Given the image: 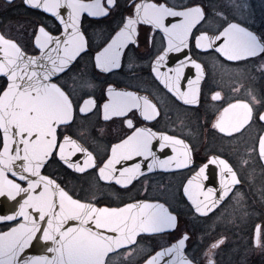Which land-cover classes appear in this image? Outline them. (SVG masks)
I'll list each match as a JSON object with an SVG mask.
<instances>
[{"label":"snow or ice","instance_id":"1","mask_svg":"<svg viewBox=\"0 0 264 264\" xmlns=\"http://www.w3.org/2000/svg\"><path fill=\"white\" fill-rule=\"evenodd\" d=\"M25 3L51 14L62 29H57L58 34L54 35L40 26L34 35V47L38 50L34 55L0 35V77L4 78V86L0 87V197L11 200L21 197L15 212L0 216V222L8 224V230L0 232V264H113L110 254L134 250L139 246L138 237L151 238L176 228L177 217L160 203L137 200L123 206H98L94 199L85 200L70 193L54 174H43L53 164L74 173L94 170L101 181L129 191V185L144 176L145 170L188 169L193 174L182 190L190 207L201 216L218 207L240 183L236 171L220 156L210 157L198 170L191 168L192 150L183 139L154 131V124L148 126L153 121L159 123L161 116L148 96L108 86L109 99L102 105L103 119L122 118L128 133L111 146L110 154L104 158L97 160L70 135L76 118L97 107L95 98L77 96L78 87L89 89L94 85L88 80L77 84L72 75L79 67L77 58L83 60L89 55L81 19L84 13L89 17L108 16L118 6L117 0L91 3L25 0ZM61 9H66V16ZM216 15L221 22L209 30L205 28L206 8L200 4L177 10L166 3L132 0L122 26L102 50L96 51L94 66L101 73L120 69L129 45L139 47V26H150V32L159 30L167 38L166 47L152 64L154 78L183 105L198 106L205 79L200 55L218 54L229 62L258 56L264 60V37L231 22L222 11ZM169 18L180 19L171 22ZM169 53H179L183 58H171L178 62L162 72L170 59ZM182 82L186 90H182ZM212 99L220 100V92H215ZM255 119L264 122V114L257 113ZM252 122L253 109L247 103L237 102L228 104L212 127L231 137L243 134ZM157 152L166 158L161 159ZM77 153H83L82 161L72 159ZM258 155L264 160V135L258 139ZM209 165L219 171V189L210 186L215 184V170L210 172ZM187 240L185 234L177 243L155 252L144 264H162L165 257H173L167 264H192L183 254ZM33 242L45 247L51 255L27 256L26 249ZM261 243L258 226L256 244ZM216 247L218 244L212 245ZM208 264L214 262L209 259Z\"/></svg>","mask_w":264,"mask_h":264},{"label":"flooded vegetation","instance_id":"2","mask_svg":"<svg viewBox=\"0 0 264 264\" xmlns=\"http://www.w3.org/2000/svg\"><path fill=\"white\" fill-rule=\"evenodd\" d=\"M229 1L149 0L166 3L177 10L200 4L206 8L208 23L205 28L209 30L219 25L221 21L216 13L222 11L231 22L240 24L257 37H264V0H248L244 3L241 0L238 11L231 10ZM84 2L91 3L92 0ZM131 3L132 0H117L118 6L104 17L83 14L81 27L89 43V55L84 56L83 60L77 58L79 67L72 75L76 77L77 84L88 80L94 85L89 89L78 87L77 96L95 98L97 107L91 113L76 118L70 135L91 151L97 160L104 158L110 154L111 146L128 133L122 118L103 119L102 105L109 99L107 88L112 86L117 91L136 92L148 96L161 113L159 123L153 121L148 126L154 124V131L174 135L190 146L194 161L191 168L198 170L210 157L220 156L232 165L240 183L218 207L207 216H201L195 213L183 195L182 185L193 174L188 169L145 170L144 176L129 185L130 191L114 183L101 181L91 169L85 173H74L59 164H53L43 174H54L57 182L63 181L62 186L70 193L74 192L85 200L94 199L98 206L116 207L137 200L159 201L177 216L174 230L155 234L151 238L138 237L139 246L134 250H119L117 254H110L113 264H142L153 253L172 245L185 234L188 240L184 251L195 264H208L209 259L214 264H264V164L258 155V139L264 132V122L255 119L257 113L264 114V60L258 56L246 61L229 62L218 54L200 55L198 59L204 62L205 79L201 83L199 105H183L152 73L153 61L166 47L167 38L159 30L150 32V26L140 25L137 38L139 47L129 45L120 69L101 73L94 66V55L106 46L109 38L122 26ZM61 10L66 16V9ZM179 19L169 18L171 22H179ZM40 26L54 35L58 34L57 29H62L55 17L29 7L25 0H0V33L15 41L29 55L38 54L34 47V35ZM191 54L196 57L195 52ZM177 56L183 58L179 53H169L170 59L161 71L174 67L178 60L171 58ZM194 73L195 70L191 78H194ZM3 86L4 78L0 77V87ZM181 88L186 90V84L182 82ZM217 91L221 99L213 100L212 96ZM237 102L249 104L253 109V122L243 130V134L235 133L229 137L212 125L228 104ZM165 152L172 155L170 149ZM157 155L161 159L166 158L163 153L157 152ZM78 158L82 161L83 153H77L72 159ZM213 170L215 184L210 186L219 189V171L216 166L209 165V171ZM22 185L25 183L22 182ZM258 226L262 241L259 246L256 244ZM7 228L8 224L0 231ZM214 244H218V247L212 248Z\"/></svg>","mask_w":264,"mask_h":264},{"label":"water","instance_id":"3","mask_svg":"<svg viewBox=\"0 0 264 264\" xmlns=\"http://www.w3.org/2000/svg\"><path fill=\"white\" fill-rule=\"evenodd\" d=\"M61 13L65 15V13L61 10ZM0 35H2L0 33ZM6 38V37H5ZM264 135V132L263 134ZM2 150V149H1ZM263 161V164H264V160ZM9 178H12L11 175H9ZM18 182V181H17ZM25 185L23 186H27L26 185V182H24ZM219 194V193H217ZM21 200V197H17V200H11L9 199L8 197L6 196H3V197H0V216L2 215H10L12 214L13 212H15L17 209H18V203L17 201H20ZM140 201H145V202H150V203H160V204H163L169 212H171V210L162 202H159V201H148V200H140ZM135 202V201H133ZM123 206V205H122ZM173 215H175L173 212H171ZM176 216V215H175ZM177 217V216H176ZM3 223H6V222H0V224H3ZM7 229L5 230H2L0 232H3V231H7ZM171 231V230H170ZM179 241V240H178ZM177 241V242H178ZM175 242V243H177ZM173 243V244H175ZM171 246V245H170ZM168 246V247H170ZM167 248V247H166ZM163 249V248H162ZM162 249H159L158 251L162 250ZM185 249V247H184ZM183 249V254L188 258V256L185 254V251ZM157 252V251H156ZM27 256H34V255H41V254H48V255H51L50 253H46V248L41 246V245H38L36 244L35 242H33V246L30 247L29 249H26V253H25ZM155 253H153L152 255H154ZM149 258V257H148ZM147 258V259H148ZM173 257H165L164 258V261H162V264H167L168 261H170ZM189 259V258H188ZM190 260V259H189ZM191 261V260H190ZM144 264V262L142 263ZM192 264H195L194 262H192Z\"/></svg>","mask_w":264,"mask_h":264},{"label":"rangeland","instance_id":"4","mask_svg":"<svg viewBox=\"0 0 264 264\" xmlns=\"http://www.w3.org/2000/svg\"><path fill=\"white\" fill-rule=\"evenodd\" d=\"M247 1L248 0H242L243 3L247 2ZM229 2H230V7H231L232 11H238L237 9H239L241 7V4H242L241 0H231ZM250 7H252V5H250ZM248 251H249V249H248ZM249 253H250V251H249Z\"/></svg>","mask_w":264,"mask_h":264},{"label":"trees","instance_id":"5","mask_svg":"<svg viewBox=\"0 0 264 264\" xmlns=\"http://www.w3.org/2000/svg\"><path fill=\"white\" fill-rule=\"evenodd\" d=\"M7 227V224H4V225H1V227L0 228H6Z\"/></svg>","mask_w":264,"mask_h":264}]
</instances>
